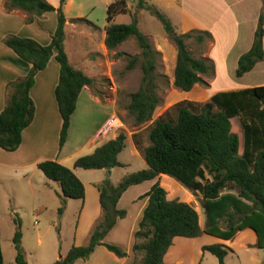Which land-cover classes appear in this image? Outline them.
Segmentation results:
<instances>
[{
  "label": "trees",
  "instance_id": "trees-1",
  "mask_svg": "<svg viewBox=\"0 0 264 264\" xmlns=\"http://www.w3.org/2000/svg\"><path fill=\"white\" fill-rule=\"evenodd\" d=\"M263 10L259 16L254 42L249 52L238 61L236 77L241 78L264 61V0H260ZM139 8L157 18L165 33L177 49V62L174 73V86L189 93L195 86L204 85L203 76L214 74L213 63L206 58H196L186 44L194 40L202 44L212 35L202 32L178 34L172 22L152 3L138 0ZM66 0H60L57 8L46 0H4L6 13L16 10L31 16L40 17L49 12L57 14V28L51 43L43 46L33 39L6 36L2 42L22 61L31 65L29 74L7 85V101L0 113V149L15 152L22 144V135L34 120L35 104L30 96L35 76L43 71L55 56L60 65V78L55 91L62 129L59 148L67 143L72 117L77 109L81 92L92 87L94 79L69 62L65 51ZM108 27L105 46L109 51L134 38L141 54L129 56L127 70L140 63L142 79L138 90L131 95L126 110L137 126L152 121L161 105L158 94L157 63L160 53L149 38L140 30L137 15L131 14L129 24H115L119 15L129 14L126 0H115L108 8ZM32 22V18L27 20ZM88 26L90 22L81 19ZM172 112L176 118L172 119ZM241 119L243 144L240 135L233 130L232 120ZM134 135L136 147L141 150L147 169L125 176L118 186H113L108 176L97 185L103 218L98 222L86 246H72L67 256L53 264H75L87 261L98 246H104L118 258L127 257L121 248L106 244V236L119 219L126 217V211L118 210L121 196L131 187L147 181L167 176L192 194H201V209L205 215L204 227L201 226L199 213L190 204L171 198L160 180L153 185L145 196L148 205L144 211L139 230L135 233L133 251L136 264H167L165 256L173 246L175 238L201 240L205 236L220 241L233 240L241 231L251 230L258 239L257 247L264 250V86L232 92L218 93L210 101L201 104L183 101L174 105L163 116L148 127L149 145L142 149ZM127 137L120 133L116 139L98 147L93 154L79 158L74 167L83 170H104L124 167L119 155L126 148ZM38 169L51 182L60 185L58 194L62 202L58 212L64 213L67 200L83 202L85 187L83 182L70 169L57 161L47 160L38 163ZM211 177V180L207 178ZM235 191L236 193L226 192ZM226 228L223 229L221 223ZM13 237L16 250V263L27 264L22 247L23 234L20 220ZM201 252L210 253L219 264L233 249L222 243L202 245ZM139 261V262H138ZM0 264H4L0 230Z\"/></svg>",
  "mask_w": 264,
  "mask_h": 264
},
{
  "label": "crops",
  "instance_id": "crops-1",
  "mask_svg": "<svg viewBox=\"0 0 264 264\" xmlns=\"http://www.w3.org/2000/svg\"><path fill=\"white\" fill-rule=\"evenodd\" d=\"M46 1L57 8L60 0ZM114 1L66 0L64 6V14L67 20L64 45L69 62L75 68L82 70L91 79L94 78L83 67V64L97 69L101 64L100 62H102L103 54L109 51L105 46L107 27L109 25L107 12ZM146 1L152 3L176 28L181 29L180 32L183 34L198 31L208 32L212 35L211 47L202 56L210 60L214 65V78L211 80L208 78L211 81L208 82L211 87L202 89L201 92V97H204L206 101H210L218 93L264 86V61L258 63L251 72L243 77H236L240 57L250 51L254 42L259 16L263 10L260 0ZM3 4L4 0H0V113L6 106L7 85L26 77L32 68L31 65L22 61L11 49L3 44L2 40L6 36L12 35L19 38L33 39L39 44L47 46L51 43L52 36L57 28V14L55 12H49L40 17L31 16L20 10L6 13L3 9ZM120 16L124 15L117 16L112 23L129 24L131 22L130 20L129 23H116ZM29 18L33 20L30 23L27 21ZM81 19L90 22L93 26H88L85 22H81ZM68 51H70V56ZM73 55L75 56L72 59ZM74 59H77V61L75 60L74 62ZM233 75H235L236 79L233 78ZM59 78L60 65L56 61L55 56H53L47 67L35 76V83L30 91V96L35 104V116L33 123L23 132L21 146L15 152H6L0 149V209L1 205H8L10 209L12 208L13 214H16V210L26 209L30 211L31 216L41 217L45 212L61 207L62 202L58 197V194L61 193L60 185L48 180L37 167L38 163L42 161H57L63 166L70 168L84 184V201L76 200L71 207H75L77 210V221L75 222L76 238L73 246H86L89 243L95 225L103 218L97 185L108 176L109 170H83L75 168L74 165L79 157H77V151L84 147L88 149L86 151L87 155H91L98 147L104 144L98 140L101 138L104 127L111 119L108 117V113L102 110L103 120L98 124L94 133L87 137L82 146L74 142L73 120L76 118L81 96L85 93L86 102H89L90 107L100 106L98 98L90 94L88 92L89 87H86L79 96L77 109L72 117L67 143L60 150L59 141L63 121L55 95ZM208 79L203 76L204 82H207ZM121 125L125 127L122 123ZM122 126H116L114 132L117 130L121 131L123 129ZM113 139H109V141ZM127 146L128 140L126 148L118 158L119 162L124 165L121 168H128L130 165L127 161L123 162L120 160ZM131 146L133 153L137 154L135 147ZM80 147L82 148L79 149ZM114 170L110 169V179L113 178ZM79 172H83L80 174L90 179L84 181L79 176ZM95 174L100 175H96L97 178L90 177ZM124 177L121 178V181ZM15 182L21 186L14 185ZM156 182L157 179L131 186L121 196L117 204L118 210L126 211V217L117 221V224L106 236L104 242L121 248L127 253V257L118 258L104 246H98L87 261L79 260L75 264H136L138 258H136L133 251L135 233L139 230L140 222L148 205V198L145 196ZM112 184L116 187L120 183ZM65 204L67 207L65 209L68 210L69 203L66 202ZM66 212L64 210V213L60 216L62 219L65 218ZM11 224L13 229H17L14 222ZM21 225H24L22 219ZM245 231L254 233L251 230ZM243 232H239L234 239H238L240 233ZM81 235H83L82 239ZM179 240L180 243L178 242ZM190 242H197V240L175 238L173 246L165 256V262L167 264H182L183 260L180 258L182 248L187 249ZM204 255L199 252V257L202 256L203 258ZM198 259L192 260L191 263L199 264ZM57 260L58 258H54L49 264ZM138 260L140 261L141 257Z\"/></svg>",
  "mask_w": 264,
  "mask_h": 264
},
{
  "label": "rangeland",
  "instance_id": "rangeland-1",
  "mask_svg": "<svg viewBox=\"0 0 264 264\" xmlns=\"http://www.w3.org/2000/svg\"><path fill=\"white\" fill-rule=\"evenodd\" d=\"M126 1L129 14L118 17L116 23H129L131 14L135 13L138 20H140L141 31L149 38L154 49L160 53L156 74L158 75V94L161 98V105L152 118V121L143 126H137L134 118L130 116L126 110L130 103L131 95L138 90L142 79L140 63H138L134 69L127 70L129 59L125 56H120L127 54L134 57L141 54L136 40L131 38L117 47L114 51L104 53L102 62H100L101 64L97 69L90 67V65L83 64V67L86 68L91 77L95 79L94 85L89 87L88 92L98 98L100 106L94 108L90 107L89 102H86L84 93L78 104L76 118L73 120V131L75 133L74 142H77L80 146L85 143L88 136L94 133L98 124L103 120L104 116L101 113L102 110L108 113V117L111 121L104 127L101 138H99L98 141L101 142L102 139H105L102 143H106L109 139H113L114 137L116 139L120 133L126 135L128 146L120 157V160L123 162L127 161L130 165L128 168L113 169L114 174L111 181L117 184L121 182L123 176L147 169V164L142 156L141 150L135 145L134 135H137L136 139L139 141L141 148H146L149 145L148 127L156 119L163 116L174 105L180 102L192 101L201 104L208 102L204 97H201V92L202 89L211 87L208 82H211L210 80L214 78V74L212 76H204L206 79L209 78L210 80L208 79L207 82H204V85L195 86L189 93L177 89L174 86V73L177 62V49L174 43L165 33L162 23L148 12L139 8L138 0ZM180 30L181 29L178 27H175V31L182 35L183 33L180 32ZM187 33H193L194 36H196L202 32L191 31ZM211 42L212 40L209 41V39H206L204 43L199 44L192 38L187 40L186 44L194 57L203 58L202 56L205 55L211 47ZM69 52L70 51H68V54ZM74 56L75 55H73L72 59ZM75 60L77 61V59H74V62ZM233 78L236 79L235 75H233ZM171 118H176L175 112H172ZM121 123L125 127H123ZM116 126H122L123 129L114 132ZM232 127L233 130L240 135L243 144V129L239 117L232 120ZM111 131L112 133L110 134ZM131 145L135 147L138 152L137 154L133 153ZM81 148L82 147L79 149ZM87 150V148L83 147L80 151H77V157L79 156L78 159L87 156ZM80 173L83 172H79V176L84 181L90 179L82 176ZM96 175L99 176L100 174H95L90 177L95 178ZM207 178L211 180V177L207 176ZM157 180H160V183L164 186L171 198L180 199L194 207L199 213L201 226L204 227L205 215L201 209L202 195L199 193L192 194L165 175L159 176ZM14 185L20 184L15 182ZM226 192L236 193L235 191ZM74 201L76 200L66 201L69 205L68 210L65 209L67 212L64 219L60 217L62 215L58 212L60 207L49 210L41 217H37L31 216L30 211L26 209L21 211L16 210V214H13L12 208L10 209L8 205H1V245L5 264H17V253L13 244V237L16 229H13V225L11 224L12 222L15 224L16 219L20 220V222L22 219L24 222V225H21L23 234L22 247L25 257H27L26 260L28 264H49L54 258H58V260L64 258L62 256L67 255L70 248L74 245L76 238L75 222L77 221V210L75 207H71L72 203H75ZM221 226L223 229L226 228L224 222L221 223ZM80 237L82 239L83 235ZM178 242L180 243V240ZM213 242L214 244L215 242L222 243L233 249L234 253H229L225 259L226 264H264V250L257 247L258 239L255 234L250 231H244L240 233L238 239L230 241H219L216 238L210 239L209 236H205L200 241L190 242L187 249L182 248V255H180V258L183 260L182 264H192L191 261L198 258L201 259H198L199 264H219L216 256L210 253H205L203 258L202 256L199 257V252L201 253L200 245H209L213 244Z\"/></svg>",
  "mask_w": 264,
  "mask_h": 264
},
{
  "label": "built area",
  "instance_id": "built-area-1",
  "mask_svg": "<svg viewBox=\"0 0 264 264\" xmlns=\"http://www.w3.org/2000/svg\"><path fill=\"white\" fill-rule=\"evenodd\" d=\"M109 130H110V129H109ZM104 141H105V139H102V140H101V142H104Z\"/></svg>",
  "mask_w": 264,
  "mask_h": 264
},
{
  "label": "water",
  "instance_id": "water-1",
  "mask_svg": "<svg viewBox=\"0 0 264 264\" xmlns=\"http://www.w3.org/2000/svg\"><path fill=\"white\" fill-rule=\"evenodd\" d=\"M107 170H110V168L108 167Z\"/></svg>",
  "mask_w": 264,
  "mask_h": 264
}]
</instances>
